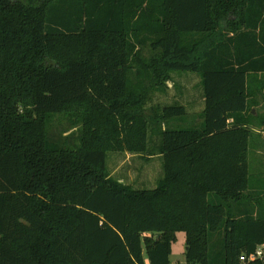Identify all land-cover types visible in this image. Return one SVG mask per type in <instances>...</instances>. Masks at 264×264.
<instances>
[{
	"label": "trees",
	"instance_id": "obj_1",
	"mask_svg": "<svg viewBox=\"0 0 264 264\" xmlns=\"http://www.w3.org/2000/svg\"><path fill=\"white\" fill-rule=\"evenodd\" d=\"M173 73L200 77L189 127L152 104ZM263 102L264 0H0V264H170L178 232L185 264H264L240 260L264 246ZM108 152L159 155L163 175L122 184Z\"/></svg>",
	"mask_w": 264,
	"mask_h": 264
},
{
	"label": "rangeland",
	"instance_id": "obj_2",
	"mask_svg": "<svg viewBox=\"0 0 264 264\" xmlns=\"http://www.w3.org/2000/svg\"><path fill=\"white\" fill-rule=\"evenodd\" d=\"M174 90L169 95H156L152 104H182L186 105L187 119L180 123V128L189 127L197 123V115H192L194 104L198 105L199 93L202 92L200 77L195 73H176ZM134 84V81H130ZM191 96V97H190ZM194 98V99H193ZM253 115L263 118L264 102L262 106L253 110ZM255 134L250 139L248 146V173L249 185L253 192L259 194L264 190V128L255 124ZM68 129L61 115L50 118L47 136L50 142H57L63 138L65 130ZM66 135V134H65ZM157 140L151 132L149 135L148 154L153 149ZM150 147V148H149ZM108 175L120 183L129 185L138 190H150L156 187L158 180L162 177V159L159 155L147 158L144 154H133L123 152H108L106 158ZM185 235L176 233V240L172 245L170 264H185Z\"/></svg>",
	"mask_w": 264,
	"mask_h": 264
},
{
	"label": "crops",
	"instance_id": "obj_3",
	"mask_svg": "<svg viewBox=\"0 0 264 264\" xmlns=\"http://www.w3.org/2000/svg\"><path fill=\"white\" fill-rule=\"evenodd\" d=\"M174 75H177V74L176 73H173L172 74V79L166 83L167 88H166L165 92H163V93H156L155 96L156 95H169L174 90L173 88L175 87V84H176V80L174 78ZM198 96H199L198 105H196V103L193 102V101L191 102V103L194 104V107L192 108L193 111L191 113L192 115H198V114H200L203 111V108H204V100H203V96H202V92L201 91H200V93H199ZM179 105H182L185 108V110H186V105L184 103H182V104L179 103ZM187 113H188V111H186V114ZM229 122L231 123L232 122V119H230Z\"/></svg>",
	"mask_w": 264,
	"mask_h": 264
},
{
	"label": "built area",
	"instance_id": "obj_4",
	"mask_svg": "<svg viewBox=\"0 0 264 264\" xmlns=\"http://www.w3.org/2000/svg\"><path fill=\"white\" fill-rule=\"evenodd\" d=\"M242 262L244 261H253V260H260L264 262V246L258 247L256 251L252 254H250L248 257L242 256L240 258Z\"/></svg>",
	"mask_w": 264,
	"mask_h": 264
},
{
	"label": "water",
	"instance_id": "obj_5",
	"mask_svg": "<svg viewBox=\"0 0 264 264\" xmlns=\"http://www.w3.org/2000/svg\"><path fill=\"white\" fill-rule=\"evenodd\" d=\"M185 251H187V248L185 249Z\"/></svg>",
	"mask_w": 264,
	"mask_h": 264
}]
</instances>
